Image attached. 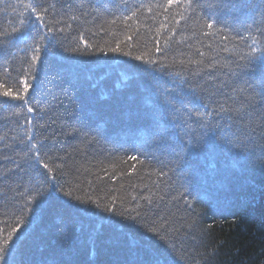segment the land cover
<instances>
[{"label": "trees", "instance_id": "trees-1", "mask_svg": "<svg viewBox=\"0 0 264 264\" xmlns=\"http://www.w3.org/2000/svg\"><path fill=\"white\" fill-rule=\"evenodd\" d=\"M179 4L0 0L8 264H264V0Z\"/></svg>", "mask_w": 264, "mask_h": 264}, {"label": "snow or ice", "instance_id": "snow-or-ice-1", "mask_svg": "<svg viewBox=\"0 0 264 264\" xmlns=\"http://www.w3.org/2000/svg\"><path fill=\"white\" fill-rule=\"evenodd\" d=\"M171 2H172V0H169V3H171ZM177 3L179 4V0H177ZM192 3H193V0H186V3L179 4V6L184 7L185 10H187L188 8H191L192 7ZM39 7H41V6L38 3L35 4V5H29V9H30L31 15H33L35 17V25L37 27L41 28V29L48 28L49 31H50L51 29L49 28L48 24H46V22L44 20V13H47L48 8H42V10L38 12L37 11V8H39ZM20 23L21 24H24V21L21 20ZM207 26L209 28L212 27L211 24H208ZM21 38H23V34H21ZM129 39H131V38L129 37ZM165 46L167 47V44ZM110 50L113 51V52H119V51H121L119 44H117L115 47L111 48ZM156 50L159 52L160 51V48H157ZM36 51H39V49H37ZM74 51H75V49H74ZM125 55H128V53H125ZM201 55H203V53H201ZM37 59H39L38 56H34L33 57V60H37ZM135 59L141 60L142 57L137 56V57H135ZM29 87H31V86L28 85L27 83L24 84V90H25V92H27V90H28ZM3 95L5 97H11L13 95V93L11 91H4L3 92ZM16 98L17 99H21V100L24 99L23 96H17ZM28 110L31 111L32 109L29 108ZM227 142L228 143H231L230 140L227 141ZM190 147H191V141L189 142V148ZM33 148H35V145H33ZM34 158L37 159V160H39L38 154H36ZM132 159H135V157H132ZM43 167L45 169H48L49 172L52 171V169L49 168L47 164H43ZM162 175H164V173H162ZM55 195L59 196V195H61V193H55ZM63 195L64 196H67V197H70L71 196V193L70 192H65V193H63ZM143 199H146L147 202H148V204H151V200L148 199L147 197H144ZM97 207H100V205L98 204ZM102 211L112 212L113 214H116V209H115V206L114 205L105 206L104 208H102ZM126 211L128 212V215L125 217L126 219H131V220L137 221V220L145 217V210L144 209H141L140 206H139V204L136 206V208L127 209ZM102 227H103L102 225L97 226V231H99ZM148 230L149 231H153L154 229H148ZM156 234L159 235V233H156ZM4 252H5V250L3 248H0V253H4ZM0 260L3 261V264H8L7 254L0 255Z\"/></svg>", "mask_w": 264, "mask_h": 264}]
</instances>
